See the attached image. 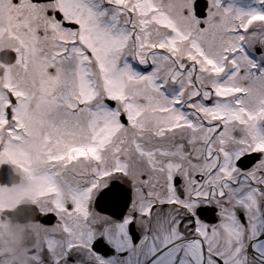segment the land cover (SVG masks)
<instances>
[{
	"label": "snow or ice",
	"instance_id": "obj_1",
	"mask_svg": "<svg viewBox=\"0 0 264 264\" xmlns=\"http://www.w3.org/2000/svg\"><path fill=\"white\" fill-rule=\"evenodd\" d=\"M3 224L0 264H264V0H0Z\"/></svg>",
	"mask_w": 264,
	"mask_h": 264
},
{
	"label": "flooded vegetation",
	"instance_id": "obj_2",
	"mask_svg": "<svg viewBox=\"0 0 264 264\" xmlns=\"http://www.w3.org/2000/svg\"><path fill=\"white\" fill-rule=\"evenodd\" d=\"M7 231V225L3 224L2 226H0V235L3 234V232ZM8 243L10 244V246L13 249L19 248L21 253H23L24 251H26V249L24 247H22V241L20 238V233L19 231H15L11 237L8 240Z\"/></svg>",
	"mask_w": 264,
	"mask_h": 264
}]
</instances>
